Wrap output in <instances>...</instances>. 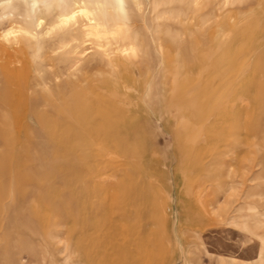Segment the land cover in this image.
Wrapping results in <instances>:
<instances>
[{
	"label": "rangeland",
	"instance_id": "obj_1",
	"mask_svg": "<svg viewBox=\"0 0 264 264\" xmlns=\"http://www.w3.org/2000/svg\"><path fill=\"white\" fill-rule=\"evenodd\" d=\"M0 264H264V0H0Z\"/></svg>",
	"mask_w": 264,
	"mask_h": 264
},
{
	"label": "bare ground",
	"instance_id": "obj_2",
	"mask_svg": "<svg viewBox=\"0 0 264 264\" xmlns=\"http://www.w3.org/2000/svg\"><path fill=\"white\" fill-rule=\"evenodd\" d=\"M79 11H81V12H89L88 11V9L86 8V4H85V2H83V6L82 7H79V9H77L76 11H71L72 12V15L74 16V14H76L77 12H79ZM92 23L91 24H93V21H91ZM98 24V23H97ZM86 27V26H85ZM90 27V26H89ZM88 27V28H89ZM94 27V26H93ZM92 28V27H91ZM94 28H96V27H94ZM93 31V30H92ZM96 31V30H95ZM217 99H218V97H217ZM229 100H227V102H228ZM218 102H222V101H219L218 100ZM220 104H222V103H220ZM236 105V104H235ZM234 105V106H235ZM217 106V105H216ZM219 106V105H218ZM238 106V105H237ZM198 108H200V106H197ZM221 107V106H220ZM227 107V106H226ZM215 108V107H214ZM244 108V107H243ZM218 110V109H217ZM240 110V109H239ZM238 110V111H239ZM237 111V112H238ZM227 112H228V110H227ZM230 112V111H229ZM196 113H198L196 116H197V118H195L194 119V121H195V124H199V123H201V117L200 116H198L199 114H200V111L198 110ZM214 113H215V111H214ZM234 113V112H233ZM218 115V114H217ZM216 115V116H217ZM237 115V114H236ZM235 115V116H236ZM238 115H240V114H238ZM215 116V117H216ZM220 116V115H219ZM228 116H230V115H228ZM221 117V116H220ZM230 118V117H229ZM228 118V119H229ZM247 127V126H246ZM166 131L168 132V127H166ZM248 130V129H247ZM204 141H205V139H203ZM199 146H200V144H199ZM116 149V148H115ZM111 157V156H110ZM106 159V158H105ZM108 159V158H107ZM119 161H121V159H119ZM109 162H111V161H109ZM116 163V162H115ZM150 164V167L152 168V170L154 169V166H153V164H152V162L151 163H149ZM130 165V164H129ZM99 167V166H98ZM158 170V169H157ZM156 170V171H157ZM80 174V173H79ZM189 176H190V174H189V172H187L186 174H185V178L187 179V180H189L190 178H189ZM107 177V176H106ZM153 180V179H152ZM195 185V184H194ZM193 185V187L191 188V191H190V193L191 194H193L192 192H193V190L195 189V186ZM198 187V186H197ZM113 190V189H112ZM200 192V191H199ZM198 193V192H197ZM205 193V192H204ZM155 194V196H153L152 197V199H151V202H152V206H155V209H152L153 211H152V214H153V218H154V216H156L157 215V211H160V209H162V205H161V196H160V194H158L157 192L156 193H154ZM201 195V194H200ZM202 196H203V194H202ZM197 197V196H196ZM199 198H201V197H199ZM203 205H205V203H203ZM156 207H158L159 208V210L158 209H156Z\"/></svg>",
	"mask_w": 264,
	"mask_h": 264
}]
</instances>
